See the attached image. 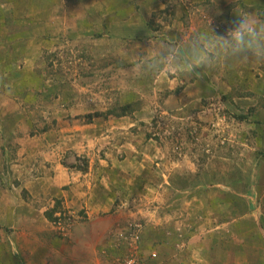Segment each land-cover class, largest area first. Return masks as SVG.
<instances>
[{"label":"rangeland","instance_id":"374dc122","mask_svg":"<svg viewBox=\"0 0 264 264\" xmlns=\"http://www.w3.org/2000/svg\"><path fill=\"white\" fill-rule=\"evenodd\" d=\"M263 29L264 0H0V185L7 160L20 158L12 137L51 141L91 123L97 132L137 110L143 167L115 168L110 144L97 141L93 166L109 176L114 204L92 225L95 214L55 201L43 213L50 248L94 249L93 264H264V50L246 60L235 50L249 30L263 42ZM164 70L177 81L152 80ZM198 83L206 96L168 109L172 86L176 95ZM157 148L164 165L148 157ZM85 154L76 153L79 171Z\"/></svg>","mask_w":264,"mask_h":264},{"label":"crops","instance_id":"0c3cea01","mask_svg":"<svg viewBox=\"0 0 264 264\" xmlns=\"http://www.w3.org/2000/svg\"><path fill=\"white\" fill-rule=\"evenodd\" d=\"M232 2L234 3V1ZM227 5L229 4H225V6ZM241 8V5H237L235 12H238ZM180 22L182 21L178 19L173 24L174 27H178L176 32L173 33L174 37L181 33L183 29ZM257 25L256 28L259 32L262 25ZM139 27L141 28L142 26L139 25ZM197 28L199 30V26ZM190 29L193 31L195 28L191 27ZM164 30L171 36L172 31L169 27L167 30L164 28ZM253 31L249 30L245 34H241L242 45L239 39L235 41L237 45L235 50L242 51L240 53L243 60L250 59L253 52L258 53L260 49L264 50V41L261 42L260 36L257 41L253 40ZM187 33L191 37L192 32L188 31ZM245 35H248V40H246ZM178 44L180 46L179 42ZM181 46L183 51L184 44L182 43ZM192 57H197V55L194 54ZM234 58L237 57L234 55ZM166 70L170 71L168 74L172 73V63ZM166 70L156 75L150 74L151 77L153 76L152 80L156 81V83L159 81V85H162L160 81H165L167 78L173 83L175 80L177 81L175 77L172 79L167 77L165 74L167 73ZM190 70H193L191 66ZM231 71L230 69L225 71L223 78L231 76L233 73ZM132 75L128 77H133ZM196 75L199 80L201 76L198 73ZM147 77H149V74ZM207 87L205 83L201 86L199 83L189 84L179 94L174 95V92L171 93L172 86L166 102L168 109L171 106H175L177 104L176 101H180L181 106L189 107V103L193 98H202L207 95L206 92L209 89ZM228 91L229 89H224L225 93H228ZM90 109L88 108V111ZM113 120L116 119H112L109 122V129H106L107 126H101L102 128L97 132L95 129L99 126L93 123L74 126V128H70L71 130L64 129L66 128L64 127L61 130L63 134L53 136L51 141L46 136L48 133L45 132L27 137H19V135L16 138L12 137L17 150L16 155L20 158L14 166L9 163L10 160H7L9 171L4 174L7 176L8 181L5 186L0 185V245L6 242L7 246L6 250L0 251V254L5 255V264H14L16 259L20 258L25 260L24 264H93L88 261V257H93L94 249L83 251L68 250V248H50L51 240L54 238V231L49 226L50 224H48L49 222L43 213L49 206L53 208L56 201L59 202L60 208L74 211L86 209L89 215L95 214V218L89 219L86 223L92 222V225H95L96 221L99 222L98 220L105 222V219H103L105 217H100L99 213L105 207L111 209L112 203L114 204L109 197V193H111L109 184L112 185V182H110L108 175L101 174V171L93 166L95 161L91 158L93 154L92 147L98 145L97 141L101 144V149L106 144H110L106 146L108 150L107 158L115 168L125 169L136 164L134 166H137L140 171V168L143 167V162L146 161L142 158L144 141H142L140 135V128L137 127V122L139 121H137V110L132 119L123 117L118 119L117 124ZM104 129L106 130L103 132ZM130 129H132L131 132H128ZM103 133H110L105 137L108 140L102 141V139H98V136L103 137ZM119 136L121 137L119 138ZM71 137H75V139L71 140ZM125 139L128 140L125 141ZM77 141H79L78 144ZM67 151H69L70 155ZM71 151L75 153H71ZM83 152L87 153L85 156L90 159V165L86 172L79 171L75 162L76 153L81 155ZM161 154L162 151L157 148V151L149 154L148 157L150 158L151 155L150 159L153 162L155 160L157 165L159 164L158 166H160V164L164 165L163 162L165 160ZM170 157L167 156V165H171ZM103 165L104 162L100 160L98 168L105 167ZM10 177L20 181V183H9ZM23 193L26 196L22 195ZM90 210L92 213L89 212ZM257 232L258 230L256 229L255 238H257ZM94 234L98 233L95 232L90 236ZM219 241L222 242L221 240ZM260 242L258 240L257 247ZM90 250L93 254H91ZM96 264L102 263L98 262Z\"/></svg>","mask_w":264,"mask_h":264},{"label":"trees","instance_id":"16d2710c","mask_svg":"<svg viewBox=\"0 0 264 264\" xmlns=\"http://www.w3.org/2000/svg\"><path fill=\"white\" fill-rule=\"evenodd\" d=\"M129 107H130V106H126L124 109H125V110H127V109L130 110ZM121 115H125V113H124V114H121ZM80 169H81L82 171H86V170H87L86 168H84V169L80 168Z\"/></svg>","mask_w":264,"mask_h":264}]
</instances>
